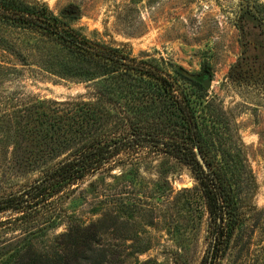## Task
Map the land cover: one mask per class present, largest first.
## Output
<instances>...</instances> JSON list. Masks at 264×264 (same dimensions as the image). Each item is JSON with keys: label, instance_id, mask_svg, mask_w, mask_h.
Instances as JSON below:
<instances>
[{"label": "trees", "instance_id": "1", "mask_svg": "<svg viewBox=\"0 0 264 264\" xmlns=\"http://www.w3.org/2000/svg\"><path fill=\"white\" fill-rule=\"evenodd\" d=\"M257 7L260 16L250 10L251 17L241 18L243 51L234 77L264 78V3ZM0 23L51 42L58 52L47 70L88 87L64 100L0 94V140L12 148L10 171H42L0 196V264H126L145 253L149 245L120 250L118 239L133 238L108 232L114 222L106 215L87 223L63 207L73 185L139 147L160 150L164 165L173 158L190 167L214 238L208 261L215 264L243 227L257 182L246 155L223 146L229 130L224 108L212 99L198 111L184 86L205 98L209 66L192 74L176 65L172 74L156 59L132 56L127 45L91 40L39 0H0ZM10 73L0 64V83ZM63 223L66 229L50 236Z\"/></svg>", "mask_w": 264, "mask_h": 264}, {"label": "rangeland", "instance_id": "2", "mask_svg": "<svg viewBox=\"0 0 264 264\" xmlns=\"http://www.w3.org/2000/svg\"><path fill=\"white\" fill-rule=\"evenodd\" d=\"M39 1L91 40L127 45L132 56L156 59L172 74L176 65L192 74L209 66L211 86L205 98L189 83L184 86L198 111L203 113L201 105L212 99L224 108L229 130L223 146L246 155L257 182L243 227L215 264H264V78L231 75L243 51L241 18L251 17L250 10L260 16L257 6L264 0ZM0 42V64L11 72L0 83L1 95L11 91L29 101L87 93L86 83L47 70L58 52L51 42L2 23ZM0 141L2 196L30 184L42 171L14 174L9 169L12 148ZM114 159L111 169L73 185L77 189L63 202L64 210L87 223L106 215L114 222L108 232L133 238L117 240L125 253L149 245L126 264H208L214 238L190 167L173 158L164 165L160 150L150 148L126 149ZM67 226L63 223L50 236Z\"/></svg>", "mask_w": 264, "mask_h": 264}, {"label": "water", "instance_id": "3", "mask_svg": "<svg viewBox=\"0 0 264 264\" xmlns=\"http://www.w3.org/2000/svg\"><path fill=\"white\" fill-rule=\"evenodd\" d=\"M204 85H205V87H206L207 89H209L210 86H211V80H210V79L205 80V81H204ZM208 264H210V262H209Z\"/></svg>", "mask_w": 264, "mask_h": 264}]
</instances>
